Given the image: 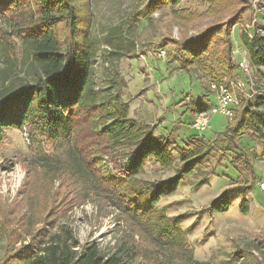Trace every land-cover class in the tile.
I'll return each instance as SVG.
<instances>
[{
    "label": "rangeland",
    "instance_id": "obj_1",
    "mask_svg": "<svg viewBox=\"0 0 264 264\" xmlns=\"http://www.w3.org/2000/svg\"><path fill=\"white\" fill-rule=\"evenodd\" d=\"M150 1L91 0L92 11L85 13L89 15L86 23L88 21L97 46V87L104 89L116 85L123 100L129 103V115L151 123L154 136L162 137L170 148L195 147L199 149V155L204 154L174 194L162 197L154 207H150L145 195H142V205L152 213L155 223L161 220L164 225L166 219L183 217L180 228L193 253L194 263L190 264H264V189L261 187L264 182V138L247 129L238 139L234 133L226 134L232 120L222 114L212 115L210 107L215 103V96L209 82L213 78L203 71L200 62L191 66L189 73L175 69L178 61L170 67L166 63L169 57L167 51L176 47L173 41L185 43L201 36L209 28L219 25L225 26V29L231 27L234 58L233 68L227 75L232 74L230 78L238 82L239 77L243 78L251 87H256V69L249 78L238 68L243 56L250 60L242 42V31L244 25H253L254 22L250 21L254 12L252 1L246 9L239 4L234 10L228 9L216 18L205 16L208 3L203 0H182L175 7L165 2L149 12L147 5ZM241 8L244 10L240 18L232 25L231 18ZM176 10L187 15L194 14V17L190 21L180 18L181 12ZM258 16L264 25L263 13ZM9 30V25L0 19V89L12 83L19 86L24 80L33 78L34 65L29 49L20 37ZM161 51H164V57L160 56ZM220 73L218 67L216 74ZM227 75L222 79L228 84ZM236 95L243 100L238 85ZM205 110H211L207 112L212 116L210 126L198 131L193 122ZM261 110L264 111V107ZM92 127L89 116L79 113L75 117V136L71 140L66 139L64 134L56 137L41 134L28 125L2 129L0 203L12 204L25 191H30L36 199L44 200L49 189H64V176H58L57 168L48 169L43 162L47 158L68 161L74 141L87 148L92 147L94 142L102 144V137ZM91 153H86L88 161L92 160ZM99 154L102 157L103 152ZM173 154L170 165L148 156L138 179L171 178L182 165L178 153L174 150ZM103 158L102 167L110 168L117 174L116 158L106 155ZM202 181L204 184L199 185ZM116 182L123 192L131 189L125 180L117 179ZM225 192L230 193V208L222 213L212 211V202ZM18 214L19 210L7 214L10 223ZM67 221L82 243L96 242L104 248L117 244L123 235L121 229H128L123 218H119V212L97 197L72 208ZM20 233L21 230H18V238ZM21 237L22 241L12 243L6 239L0 241V259L7 247L14 249L31 241L25 234ZM136 238L145 252L142 254L144 260L152 264L185 262L171 247L158 249L141 241L139 235Z\"/></svg>",
    "mask_w": 264,
    "mask_h": 264
},
{
    "label": "trees",
    "instance_id": "obj_2",
    "mask_svg": "<svg viewBox=\"0 0 264 264\" xmlns=\"http://www.w3.org/2000/svg\"><path fill=\"white\" fill-rule=\"evenodd\" d=\"M181 1L151 0L147 10L151 12L165 2L175 7ZM203 1L208 3L205 16L212 15L213 18L220 17L228 9L234 10L239 4L244 9L250 5V0ZM90 6L91 0H0V19L9 25V32L21 38L34 65L31 80L0 89V133L5 128L28 125L41 134L52 137L64 134L71 140L75 136L76 114L83 113L91 119L92 130L102 137V144L94 142L90 148L74 141L68 161L45 159V167L57 168L58 176L66 179L64 189H49L44 200L25 191L12 204L0 203V241H22L21 234L31 239L14 249L7 247L0 264H152L148 257L145 256L148 261L143 258L145 252L137 241L138 235L141 241L158 249L171 247L176 250L185 260L182 264L194 263L193 253L180 228L183 217L166 219L164 225L161 220L155 223L152 213L142 205L141 197L145 195L147 204L154 207L162 197L174 194L204 154L199 155V149L195 147L170 148L162 137L154 136L151 123L129 115V103L123 100L116 85L104 89L97 87V46L88 21L86 23L89 15H85L92 11ZM244 9L234 13L232 25ZM180 15L187 20L194 17V14L182 12ZM224 27L209 28L185 43L173 41L176 47L167 51L166 63L170 67L178 61L175 69L189 73L191 66L200 62L203 71L212 76L210 81H221L233 68L234 58L232 30ZM242 38L250 60L257 68L258 84L264 88V37L250 39L242 31ZM218 67L220 74H216ZM263 107L264 98L258 99L256 105L244 101L229 123L226 134L234 133L238 139L247 129L264 138ZM174 150L182 165L171 178L138 179L148 156L170 165ZM90 151L92 160L88 161L86 153ZM100 152H103L102 157ZM105 155L118 161L117 174L102 167ZM117 179L128 182L131 189L123 192ZM229 194L222 193L212 202L211 210L227 211L230 208ZM67 195H70L68 200L65 199ZM95 197L115 208L119 218L130 226V229L128 226L127 230L121 229L123 235L118 243L108 248L96 242L82 243L67 221L72 208ZM17 210L18 217H13L10 223L7 214ZM243 211L246 212V208L243 207ZM38 224L40 227H36ZM18 230H21L19 238Z\"/></svg>",
    "mask_w": 264,
    "mask_h": 264
},
{
    "label": "built area",
    "instance_id": "obj_3",
    "mask_svg": "<svg viewBox=\"0 0 264 264\" xmlns=\"http://www.w3.org/2000/svg\"><path fill=\"white\" fill-rule=\"evenodd\" d=\"M251 1L254 12H253V19L251 18L250 20L254 21L253 28L256 31V38H263L264 25L258 18L259 13H263L264 15V10H261V0H251ZM163 55H164V51H161L160 56ZM238 68L242 70V72L250 78L253 68L255 69L256 67H254L251 60L243 56L242 59L238 62ZM227 79H228V93H229V82H231L230 76H227ZM236 84H238V86L240 87V96L243 98V100L248 101L253 105H256V94L258 92L259 87H251L248 81L240 77H239V83ZM209 87L211 91L214 93L216 100L215 103L210 107L212 109V115L215 113L222 114L227 118H229V120L234 119L233 104H227V100H225L226 97H218L213 82H209ZM211 118L212 116L202 115V118L194 119L193 127L196 128L198 131L206 130L210 126ZM261 187L264 189V182L261 183Z\"/></svg>",
    "mask_w": 264,
    "mask_h": 264
},
{
    "label": "bare ground",
    "instance_id": "obj_4",
    "mask_svg": "<svg viewBox=\"0 0 264 264\" xmlns=\"http://www.w3.org/2000/svg\"><path fill=\"white\" fill-rule=\"evenodd\" d=\"M261 8H263V10H264V0H261ZM253 25H254V22H253ZM253 25H250V24L244 25L245 26L244 32L246 33L247 36H249L250 39H252V38L254 39L256 36V31L251 30V26H253ZM255 69L257 72V68H255ZM253 70H254V68H253ZM253 70H252V73H254ZM234 77H236V76H234ZM230 79H231L230 80L231 82H229V93H228V84L225 81H223V79L221 81H211V82H213V84H214V87L216 89V94H218V97H226L225 100H227V104H233V114L235 115L237 108L243 106L244 101L243 100L241 101L240 99H238V97L236 95V86L238 85L236 83H239V82L237 80H232V78H230ZM256 79H257L256 87H259L258 92L256 94V101H257L260 98H264V88L260 86L261 84L260 85L258 84V78H256ZM209 111H211V110H207V111L205 110V111L200 112V114L197 116L196 119L202 118V115L209 116V115H207V112H209Z\"/></svg>",
    "mask_w": 264,
    "mask_h": 264
},
{
    "label": "crops",
    "instance_id": "obj_5",
    "mask_svg": "<svg viewBox=\"0 0 264 264\" xmlns=\"http://www.w3.org/2000/svg\"><path fill=\"white\" fill-rule=\"evenodd\" d=\"M216 101V100H215ZM209 128V127H208Z\"/></svg>",
    "mask_w": 264,
    "mask_h": 264
}]
</instances>
